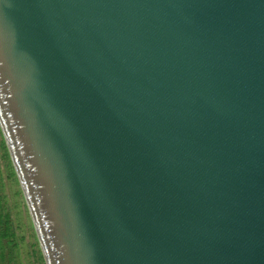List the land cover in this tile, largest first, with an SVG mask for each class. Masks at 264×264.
<instances>
[{
  "label": "water",
  "instance_id": "water-1",
  "mask_svg": "<svg viewBox=\"0 0 264 264\" xmlns=\"http://www.w3.org/2000/svg\"><path fill=\"white\" fill-rule=\"evenodd\" d=\"M0 129L46 264H264V0H0Z\"/></svg>",
  "mask_w": 264,
  "mask_h": 264
},
{
  "label": "rangeland",
  "instance_id": "rangeland-1",
  "mask_svg": "<svg viewBox=\"0 0 264 264\" xmlns=\"http://www.w3.org/2000/svg\"><path fill=\"white\" fill-rule=\"evenodd\" d=\"M0 264H46L1 129Z\"/></svg>",
  "mask_w": 264,
  "mask_h": 264
},
{
  "label": "trees",
  "instance_id": "trees-1",
  "mask_svg": "<svg viewBox=\"0 0 264 264\" xmlns=\"http://www.w3.org/2000/svg\"><path fill=\"white\" fill-rule=\"evenodd\" d=\"M1 230H2V228H1Z\"/></svg>",
  "mask_w": 264,
  "mask_h": 264
}]
</instances>
